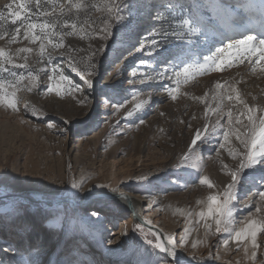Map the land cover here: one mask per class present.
I'll list each match as a JSON object with an SVG mask.
<instances>
[{"label":"rangeland","instance_id":"rangeland-1","mask_svg":"<svg viewBox=\"0 0 264 264\" xmlns=\"http://www.w3.org/2000/svg\"><path fill=\"white\" fill-rule=\"evenodd\" d=\"M125 2L131 16L128 11L121 15L129 22L112 21L107 38L102 39L104 14L91 12L89 23L94 27L87 29V35L66 37V48L48 49L51 62H47L48 52L44 62H37L39 41L32 44L23 39V29L15 43L9 44L8 36L0 40V48L12 54L21 47L33 48L28 63L39 76L31 92L23 87L29 82H22L18 111L0 105V264H161L166 260L172 264V257L154 247L158 241L152 231L133 221L122 197H111V193L143 200L141 218L155 224L163 236L179 241L188 230L189 242L176 247L181 264H264V233L257 235L259 248L252 260L250 241L229 240L225 246L228 233H216L214 220L198 215L206 209V203L199 202L222 192L230 182L223 164L235 168L237 161L228 150L240 147L231 135L229 141L223 139L227 117L220 120V127L215 115L205 118V107H215L212 94L225 91L215 88L217 82L235 84L250 105L264 106V72L260 70L264 60L255 64L257 53L250 58L252 65L247 60L234 61L222 71L197 74L180 85L177 99L169 95L177 87L174 73L186 64L203 63L205 56L245 35L260 37L264 0ZM9 4L12 0H0V10ZM158 14L166 19H157ZM5 18L4 30L11 32L19 25V21L9 22L7 11ZM184 19L195 34H188L181 23ZM24 55H13L14 62L24 63ZM90 65L95 67L91 88L78 74L91 70ZM53 66L71 81L60 82L59 95L48 91ZM12 71L26 74L27 69ZM0 74L12 79L7 72ZM55 78L59 80L58 75ZM134 96L147 101L140 110H134ZM33 107L38 115L32 114ZM239 108L233 109L234 115H239ZM241 120L247 123L243 116ZM205 124L208 133L197 141L192 158L181 162ZM113 160L119 182L109 187ZM203 176L215 187L201 185ZM74 182L81 186L73 188ZM97 190L106 196L95 205L87 204L85 197ZM261 193L264 166L245 169L230 205L237 227L264 216L255 211L257 206L264 207ZM150 207L152 213L144 212ZM193 241L202 242L193 248Z\"/></svg>","mask_w":264,"mask_h":264},{"label":"snow or ice","instance_id":"snow-or-ice-1","mask_svg":"<svg viewBox=\"0 0 264 264\" xmlns=\"http://www.w3.org/2000/svg\"><path fill=\"white\" fill-rule=\"evenodd\" d=\"M13 4L15 7H13ZM5 11L10 17V23L16 25L19 21V25L9 32L3 29L5 22ZM96 11L103 13V24L105 27L101 29L104 33L102 39H106L108 35V29L112 21L116 22H129L128 18L121 15V13L128 11L129 16L131 12L129 6L125 0H12V4L6 6L5 10H0V40L8 36V43H15L20 36L21 29H23V39L28 40L32 44H36L39 41L38 49V63L44 62L43 57L48 49L57 50L66 48L65 38L74 35L79 36L81 33L87 35V29L93 28L94 25L89 23L91 19L90 13ZM85 19L81 20V16ZM35 18V19H33ZM157 19H166L161 15H157ZM183 26L187 27L189 35L195 34V29L189 26V21L184 19L181 21ZM168 33H164L167 35ZM81 38H83L81 36ZM153 48L157 46V41L153 39L151 41ZM234 51V54L229 53ZM34 49L30 47H21L16 49L14 54L6 51L4 48H0V73L7 72L12 79L5 78L0 74V105H6L8 108L18 111L19 98L17 96L18 91L22 90V82L27 80L28 85L23 87L31 92L33 88L38 86L39 76L31 69V65L28 63V55L33 53ZM24 53V63H15L13 55ZM259 53V58L255 61V64H260L261 60H264V31L261 36L245 35L243 39L233 40L225 47L216 50V53L212 56H205L204 62L199 64H186L180 71L174 73L176 88L169 90V95L173 100L177 99L175 93L178 91L180 85L187 84L190 78H194L197 74H207L211 71H222L225 65L232 66L234 61L244 63L248 61L250 65L253 61L250 59ZM151 54V53H150ZM51 62V52H48V61ZM141 63H145L141 61ZM12 69H27L26 74L12 71ZM91 70H80L78 74L81 79L85 81L89 88L92 87L93 81L91 77L95 75V67L90 65ZM73 70L77 71L75 65ZM256 71L255 67L251 69ZM260 70L264 72V65H260ZM53 75H48V80L51 81L48 85V91H55L57 95L60 94V82H67L71 84L67 76L60 72L55 66L51 68ZM137 73L134 70L133 76ZM59 76V80L55 77ZM148 79H151L150 77ZM141 83H145V80H141ZM217 82L215 84L216 89H225L223 93L214 92L212 94V101L215 103V107L206 105L204 116L206 119L210 115L217 117L216 125L223 127L220 124V120L227 117L228 127L223 131V139L225 142L229 141L230 135L239 142V148L229 149L228 154L233 160L237 161L235 168H229L227 164H223V169L227 170V174L230 176V182L224 187V190L219 193L209 194L205 201L199 203H206V209H202L198 215L201 219L211 217L215 223L216 233L224 232L228 233V238L225 239V246L228 245L229 240L235 241H250L253 251L250 254V258L255 260L256 251L259 248L257 244L258 233H264V216L259 219H248L241 223L239 227L236 226L231 202L236 199L235 189L240 182L241 173L245 169L254 168L257 165L264 166V106L250 105L243 94L238 91L235 84H227ZM75 86H73V90ZM208 94L205 93V97ZM197 100L203 101L202 97H195ZM255 99V97H253ZM133 100L134 110H140L147 102L144 99H139L134 96ZM225 101L230 102L229 105L225 104ZM83 102V101H82ZM240 106L237 111L239 115H234L233 109L236 106ZM24 108L27 111L29 105L24 104ZM225 108L227 111L225 112ZM33 115H38L37 110L33 107L31 109ZM259 113V115L257 114ZM129 116L133 114L130 110L127 113ZM163 115V113H162ZM243 116L247 123L241 120ZM239 125L240 127H235ZM52 127V125H49ZM213 131L216 128L213 127ZM208 133V125L205 124L203 133L197 130L195 137L191 140L188 148V152L182 156V161L185 162L192 158V153L195 152L197 147V141L202 139V135ZM225 145L221 144L223 148ZM195 167V165H193ZM201 185H206L209 189L215 187L214 183L208 176L199 178ZM81 185L73 183V188H79ZM115 191V189H113ZM223 197L222 199L220 197ZM261 197L264 198V193H261ZM155 203V201H153ZM257 214L264 213V207L257 206L255 209ZM93 216H98V212H93ZM137 227H140L137 225ZM207 228H211V225L206 224ZM187 232L185 229V235H182L179 241L174 240L173 237H168V243L165 245L162 242H156L154 247L161 252L166 253L169 257H172V264H181L177 257L176 247L177 245L184 246L189 241L187 240ZM197 241L192 242V247L196 248ZM112 243V241H109ZM149 244L153 242L148 241ZM244 251L248 253V247L245 245ZM193 259L196 257L193 256Z\"/></svg>","mask_w":264,"mask_h":264},{"label":"bare ground","instance_id":"bare-ground-1","mask_svg":"<svg viewBox=\"0 0 264 264\" xmlns=\"http://www.w3.org/2000/svg\"><path fill=\"white\" fill-rule=\"evenodd\" d=\"M116 162L113 160V161H111V163H110V168H111V170L110 171H108V178H109V187H114L118 182H119V179H118V176H117V174H116ZM108 195V194H107ZM88 197L86 198V203L87 204H89V203H94V205L98 202L97 200L99 199V198H103L104 196H106V193H104V192H101V191H92V192H89L88 193V195H87ZM110 196L112 197V196H117V197H119V198H121L122 200H123V203H125V205L128 207L127 208V210L129 209V205L130 206H132V214H134V215H136V216H138L143 222H145L144 221V219L143 218H141V216H143L142 214H143V211H142V206H141V203L143 202V200H141L140 198H138L137 196H135V198L137 199H131V197H129V196H120V194H110ZM146 198V197H145ZM100 203V202H99ZM152 208L153 207H150L148 210H146V211H144V212H149V213H152ZM149 215V214H148ZM147 215V216H148ZM145 219H148L147 217H144ZM146 223V222H145ZM156 228H158L155 224H153ZM152 226V225H151ZM154 227V228H155ZM159 229V228H158ZM160 230V229H159ZM161 231V230H160ZM159 231V232H160ZM162 232V231H161ZM163 233V232H162ZM152 234L155 236V238H156V240L157 241H159V242H162L161 241V236H160V234H158L157 232H155V231H152ZM162 235H164V234H162ZM164 237V241H165V245L168 243V237L167 236H163ZM180 252L179 250H177L176 249V252ZM177 252V253H178ZM114 254H116V253H114ZM162 258H164V257H162ZM166 260V259H165ZM161 264H170V262L169 261H167L166 260V262H164L163 261V263H161Z\"/></svg>","mask_w":264,"mask_h":264},{"label":"water","instance_id":"water-1","mask_svg":"<svg viewBox=\"0 0 264 264\" xmlns=\"http://www.w3.org/2000/svg\"><path fill=\"white\" fill-rule=\"evenodd\" d=\"M87 197H88V196H87ZM87 197H85V200H86ZM27 199L31 201V199H29V198H27ZM99 199H101V198H99ZM99 199H98V200H99ZM53 203H56V202H53ZM131 209H132V206L129 205V209H128V211L131 213L133 221L138 222L141 226H143L144 228H146V229H148V230H150V231H155V232H157L158 234H160V236H161V241H162L163 244H165L164 237H163L162 233L159 232V230H158L157 228H154L153 226H151V225H149V224L143 222L138 216L132 214V210H131ZM177 255H179V254H177ZM178 257H179V256H178ZM179 258H181V257H179Z\"/></svg>","mask_w":264,"mask_h":264}]
</instances>
